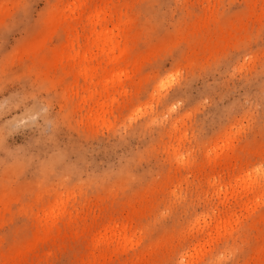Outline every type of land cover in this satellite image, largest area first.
<instances>
[{"label":"rangeland","instance_id":"rangeland-1","mask_svg":"<svg viewBox=\"0 0 264 264\" xmlns=\"http://www.w3.org/2000/svg\"><path fill=\"white\" fill-rule=\"evenodd\" d=\"M0 264H264V0H0Z\"/></svg>","mask_w":264,"mask_h":264}]
</instances>
